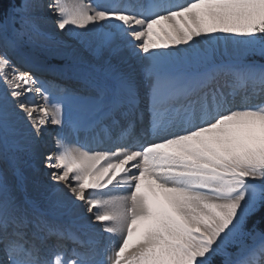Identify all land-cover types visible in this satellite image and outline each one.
<instances>
[{
	"label": "snow or ice",
	"instance_id": "1",
	"mask_svg": "<svg viewBox=\"0 0 264 264\" xmlns=\"http://www.w3.org/2000/svg\"><path fill=\"white\" fill-rule=\"evenodd\" d=\"M0 84V264H264V0H0Z\"/></svg>",
	"mask_w": 264,
	"mask_h": 264
},
{
	"label": "bare ground",
	"instance_id": "2",
	"mask_svg": "<svg viewBox=\"0 0 264 264\" xmlns=\"http://www.w3.org/2000/svg\"><path fill=\"white\" fill-rule=\"evenodd\" d=\"M85 2H87V0H85ZM235 39L240 40L243 39L241 37H235ZM223 47V45H222ZM47 63L50 64H58V61H56L55 59L47 61ZM18 70H23L22 68H19ZM36 75L39 76V79L41 81H45L46 85H50L53 88H60V87H65V86H72L74 81L73 79H71L72 73L71 72H66L64 75H60L59 73H54V72H50V71H46L43 67L36 69L35 70ZM3 85L0 84V88H2ZM30 97H31V93ZM35 102L37 104H42L43 100L41 97L39 96H35L34 98ZM47 127L49 128L50 132H56V131H60L61 126H55V125H51L48 124ZM48 138V137H47ZM47 138H46V142H47ZM81 139H83V137H81ZM67 143L72 146V147H76L77 145V138L73 137V136H69ZM30 169H26L27 173H30ZM31 186H30V191H31Z\"/></svg>",
	"mask_w": 264,
	"mask_h": 264
},
{
	"label": "rangeland",
	"instance_id": "3",
	"mask_svg": "<svg viewBox=\"0 0 264 264\" xmlns=\"http://www.w3.org/2000/svg\"><path fill=\"white\" fill-rule=\"evenodd\" d=\"M42 59H45V58L42 57Z\"/></svg>",
	"mask_w": 264,
	"mask_h": 264
}]
</instances>
